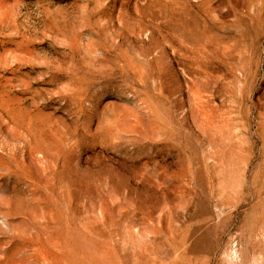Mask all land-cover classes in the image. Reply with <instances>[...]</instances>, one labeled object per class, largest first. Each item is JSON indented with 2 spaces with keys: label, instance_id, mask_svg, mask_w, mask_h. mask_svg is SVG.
<instances>
[{
  "label": "rangeland",
  "instance_id": "1",
  "mask_svg": "<svg viewBox=\"0 0 264 264\" xmlns=\"http://www.w3.org/2000/svg\"><path fill=\"white\" fill-rule=\"evenodd\" d=\"M0 264H264V0H0Z\"/></svg>",
  "mask_w": 264,
  "mask_h": 264
}]
</instances>
